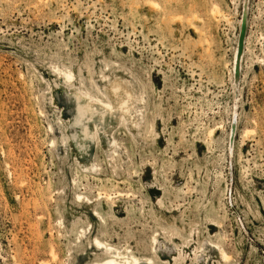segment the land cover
<instances>
[{"label": "rangeland", "instance_id": "rangeland-1", "mask_svg": "<svg viewBox=\"0 0 264 264\" xmlns=\"http://www.w3.org/2000/svg\"><path fill=\"white\" fill-rule=\"evenodd\" d=\"M111 257L264 264V0H0V264Z\"/></svg>", "mask_w": 264, "mask_h": 264}, {"label": "bare ground", "instance_id": "bare-ground-1", "mask_svg": "<svg viewBox=\"0 0 264 264\" xmlns=\"http://www.w3.org/2000/svg\"><path fill=\"white\" fill-rule=\"evenodd\" d=\"M217 4V6H220V5H218V3H216ZM211 10H213V9H211ZM213 11H217V12H219V9H218V7H216V9L215 10H213ZM222 11V10H221ZM222 13H223V11H222ZM216 15V14H215ZM206 33V32H205ZM204 35V34H203ZM206 40V39H205ZM208 42V41H207ZM71 72V71H70ZM67 73H69V72H67ZM116 74V73H115ZM69 75V74H68ZM68 75H66V77L68 76ZM72 76L73 75H71L70 74V76L69 77H71L72 78ZM68 77V78H69ZM74 77V76H73ZM105 77V76H104ZM110 77V76H109ZM117 77H119V75L117 76ZM70 78V79H71ZM107 78V77H106ZM121 78V77H120ZM67 79V78H66ZM70 79H69V81H70ZM82 80V79H81ZM124 80V79H123ZM127 80V79H126ZM122 82V81H121ZM131 82V81H130ZM127 83V82H126ZM131 84V83H130ZM69 86V85H68ZM133 85H131V87H132ZM120 87H121V85H120V83H115L114 85H113V92L114 93H118V90L120 89ZM134 88H135V86H134ZM81 89V88H80ZM129 89H130V87H129ZM131 89H133V88H131ZM81 90H83V89H81ZM89 90V89H88ZM135 90V89H134ZM137 90V89H136ZM135 90V91H136ZM79 91V90H78ZM85 91H86V89H85ZM84 91V92H85ZM80 92V91H79ZM99 92H100V90H99ZM104 92V91H103ZM102 92V93H103ZM81 93V92H80ZM88 93V92H87ZM90 93V92H89ZM88 93V94H89ZM123 93V92H122ZM135 93V92H134ZM137 93V92H136ZM83 94V93H82ZM78 95V94H77ZM103 95H104V93H103ZM127 95V94H126ZM83 96V95H82ZM136 96V95H135ZM81 96H79V98H80ZM104 97V96H103ZM107 97V96H106ZM127 97V96H126ZM125 97V98H126ZM131 98H132V95H131ZM131 98H130V101H131ZM89 99L90 100H88V101H90V102H88V104L87 105H85L84 106V103H83V105H78L77 107H79V110H78V118H77V116H76V119H77V121L79 122V121H81L85 116H86V114L88 113V112H90V113H92V115H93V113L95 112L94 111V109H93V102H94V100H95V98L94 97H92L91 95H89ZM99 99V100H98ZM81 100H82V98H81ZM97 100L98 101H101V102H103V100L101 99V98H98L97 97ZM106 100H108V98L106 99ZM113 101V100H112ZM86 104V103H85ZM95 104H97V103H95ZM99 104V103H98ZM130 104V103H129ZM121 105H127V101L126 100H123L122 101V103H121ZM106 106L107 107H109V108H113V105L109 102L108 103V101H107V103H106ZM105 106V107H106ZM128 106L129 105H127V108L125 107L124 108V110H125V112H128L129 111V108H128ZM132 106V105H131ZM95 108V107H94ZM102 108V107H101ZM108 109V108H107ZM131 109V108H130ZM97 111V110H96ZM98 112V111H97ZM105 112V111H104ZM109 112H110V110H109ZM116 112V111H115ZM108 113V112H107ZM95 114V113H94ZM100 114V113H99ZM88 115V114H87ZM101 115V114H100ZM99 115V116H100ZM104 115V114H103ZM95 116V115H94ZM106 116V115H105ZM122 116V115H121ZM103 118V117H102ZM77 121H75V122H77ZM82 122V121H81ZM83 127V126H82ZM85 129H87L86 128V126H85V128H84V130ZM95 130V129H94ZM97 130H98V128H97ZM86 131V130H85ZM89 131V130H88ZM212 131V130H211ZM83 132V131H82ZM87 132V131H86ZM97 132V131H96ZM215 132V131H214ZM95 133V132H94ZM248 133V132H247ZM88 135V134H87ZM93 135V134H92ZM91 135V136H92ZM67 136V135H66ZM90 136V135H89ZM73 138V137H72ZM95 138V137H94ZM71 139V138H70ZM74 140V139H73ZM76 140V139H75ZM82 145V144H81ZM110 198V197H109ZM100 242V241H99ZM55 251V250H54ZM222 252H224V251H222ZM226 252V251H225ZM224 252V256H227V254ZM53 255H54V252H53ZM134 258H135V262L137 263L138 262V259H137V257H135V255H134ZM148 259V258H147ZM149 259H150V257H149ZM129 260V259H128ZM134 262V263H135ZM127 263V262H126ZM102 264H119V261L115 258V257H111V258H109V259H107L104 263H102ZM138 264H142V263H138Z\"/></svg>", "mask_w": 264, "mask_h": 264}]
</instances>
